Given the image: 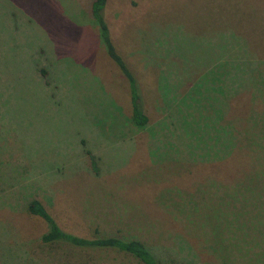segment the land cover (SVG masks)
<instances>
[{"label":"rangeland","instance_id":"374dc122","mask_svg":"<svg viewBox=\"0 0 264 264\" xmlns=\"http://www.w3.org/2000/svg\"><path fill=\"white\" fill-rule=\"evenodd\" d=\"M91 1L0 0V264H141L43 243L33 199L159 264H264V0L105 1L143 129Z\"/></svg>","mask_w":264,"mask_h":264},{"label":"trees","instance_id":"16d2710c","mask_svg":"<svg viewBox=\"0 0 264 264\" xmlns=\"http://www.w3.org/2000/svg\"><path fill=\"white\" fill-rule=\"evenodd\" d=\"M105 1L106 0H92L90 3V14L98 29V37L101 44L103 45L106 55L116 65L117 69L126 81L130 105V114L127 117V120L130 122L131 125L135 126L137 129H143L148 123V118L143 113L139 104V94L135 78L126 63L124 62V60L122 59V57L115 50V47L109 37L108 27L102 15V10L104 8ZM41 73L44 74V71L42 69ZM188 95L189 93H186V97H189ZM191 98L192 96L189 99ZM185 124L188 125L187 122H184V125ZM189 126L192 128L191 125ZM184 130L186 131V127H184ZM215 131L216 132L209 135L207 139L209 138L210 141L213 140L215 142L220 134V132H217L219 130ZM188 132L192 133L195 131L192 129ZM85 153L89 158L91 168L93 170H96L94 156H92L87 149H85ZM251 190L254 189H249V193L254 192H251ZM27 210L30 214L41 218L47 224V231L43 233L40 237V240L43 243L64 242L69 245L82 248H110L131 255L141 264H159L151 250L142 241L136 238L117 237L114 235L86 237L78 236L70 232L64 231L58 226V224L45 210V208L40 204V202L35 199L30 200L28 202Z\"/></svg>","mask_w":264,"mask_h":264}]
</instances>
